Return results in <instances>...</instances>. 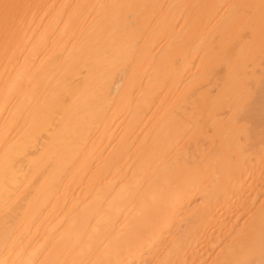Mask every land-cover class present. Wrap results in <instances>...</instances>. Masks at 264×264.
<instances>
[{
    "label": "bare ground",
    "instance_id": "1",
    "mask_svg": "<svg viewBox=\"0 0 264 264\" xmlns=\"http://www.w3.org/2000/svg\"><path fill=\"white\" fill-rule=\"evenodd\" d=\"M0 264H264V0H0Z\"/></svg>",
    "mask_w": 264,
    "mask_h": 264
}]
</instances>
